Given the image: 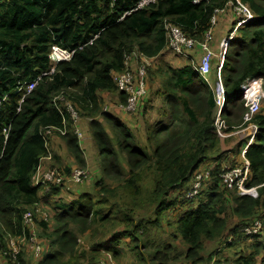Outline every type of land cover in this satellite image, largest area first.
Segmentation results:
<instances>
[{
    "label": "trees",
    "instance_id": "16d2710c",
    "mask_svg": "<svg viewBox=\"0 0 264 264\" xmlns=\"http://www.w3.org/2000/svg\"><path fill=\"white\" fill-rule=\"evenodd\" d=\"M139 1L0 0V253L6 251V236L30 237L23 222L28 215L40 229L35 237L45 242H40L43 251L36 264H84L85 260V264H94L93 255L88 259V252L78 250V240L86 235L96 239L99 231L105 234L108 230L114 242L127 239L132 244L130 252L138 262L143 261L141 248L155 250L157 264H165L172 253L184 256L189 264L215 262L220 252L214 251L206 260L199 256L204 243L222 240L228 249L250 242L231 264H264V231L253 237L241 232L245 222L264 215L259 214L264 212V111L260 109L252 120L257 132L245 152L250 168L246 187H259L258 198L239 197L225 189L218 177L220 169L235 166L226 164L211 169V179L198 196L181 198L196 171L224 156L213 126L216 69L208 83L188 62L182 68L156 63L167 50L166 21L201 42L215 11L229 0H155L131 11ZM240 2L254 18L236 30L221 69L227 99L221 114L230 132L243 128L246 108L241 86L251 79L264 82V0ZM53 46L72 52L71 59L54 65ZM134 52L148 58L150 65L145 75L146 95L132 116L150 96L149 102L154 98L161 105L152 112L155 119L147 114L150 110H142V131L104 112L98 96L116 95L119 103H125L113 78L125 70V58ZM52 67L54 73L43 77L30 93L18 91ZM60 93L79 117L89 120L103 178L94 182L95 198L83 194L70 204L58 200L51 214L46 212L47 220L36 219L32 208L58 197L71 175L69 166L48 152L49 134L61 140L75 166L80 170L86 166L65 103H59L58 110L53 102ZM45 157L49 169L62 176L61 185L33 184ZM104 177L115 186L108 185ZM176 192L179 195L172 199ZM127 198L131 200L128 206ZM168 212L179 213L173 220L172 237L180 238L181 252L169 243L158 249L149 238L150 228L168 219ZM232 219L238 224L230 228ZM112 255L118 256L116 252ZM7 261L29 264L21 252L14 263Z\"/></svg>",
    "mask_w": 264,
    "mask_h": 264
},
{
    "label": "built area",
    "instance_id": "2783aa9c",
    "mask_svg": "<svg viewBox=\"0 0 264 264\" xmlns=\"http://www.w3.org/2000/svg\"><path fill=\"white\" fill-rule=\"evenodd\" d=\"M154 1L155 0H140L131 11L142 9L143 7L150 3H153ZM197 2L198 0L194 1V3ZM226 12H228L233 19L234 26L230 33L219 43L215 84L216 114L213 126L215 129L216 137L220 142H223L229 137L238 136L242 133H244L245 140H243L244 144H242L239 148L240 163L230 169H226L224 166L221 167V173L218 177L219 179H221V182H223L226 190L235 192L239 197L248 196L253 199H257L259 187H246L250 176V168L248 161L245 159V152L247 148L253 143L254 137L257 132V126L253 124L252 120L259 112L261 103L264 100L263 80L251 79L250 81L245 82L240 88V92L244 99V107L246 108V112L242 117L243 128L230 132L221 114L227 101L226 93L221 80V69L227 52V48L230 40L234 37L236 30L253 20L254 17L252 12L246 5L242 4L240 0H229L222 9L215 11L214 16L210 20V28L205 33L201 42H196L193 39L188 38L178 26L169 21H166L164 24V29L166 32V44L167 49L174 56L182 57L187 62L189 61V56L193 55L194 50L198 49L201 53V57L199 59L197 68L194 69L204 80H207L210 75L211 63L214 57V54L210 47L213 37V28L216 24V18L218 16L224 15ZM71 57L72 52L63 50L57 46H53L51 48V61L54 65L59 62L68 61L71 59ZM136 58L139 60L137 71L132 72L127 70L126 67L128 63L132 59ZM149 65L150 60L148 58L137 52L131 53L125 58V70L120 74H116L113 78L117 92L119 94L122 93L125 96V103H118L116 108L128 115L132 116L137 113L139 104L146 95L145 75L147 67ZM53 73L54 68L52 67L48 72L42 73L39 77L32 80L27 85L23 87L20 86L18 88V91L25 90L26 93H30L43 77L50 76ZM53 102L58 110V104L61 102L65 103L66 110L70 115L74 126V135L76 136L79 143L82 142V134L75 127V123L80 119V117L74 105L66 99V96L63 93L58 94L54 98ZM110 109L111 107L105 106L103 108V111L109 113ZM64 132V129L60 130L61 135H63ZM70 176L74 182L78 183L86 177V173L82 170H76ZM210 179L211 169L205 167L200 168L194 173L193 179L191 180V185L189 186L190 188L185 193L184 198L192 199L198 196V194L204 189L206 184H208ZM62 182L63 178L57 171H41L39 167L37 169V173L33 178V184L36 186H45L46 184L61 185ZM34 215L36 217L39 216L43 220L48 219L47 213L39 209L34 210ZM23 222L24 225L28 228L33 227L35 223L34 218L28 215H25L23 217ZM263 231L264 215H261L260 217L255 218L249 222H245L241 228L242 234L246 237L258 236L262 234ZM22 242H27L29 250L35 259H38L40 257L43 251L42 245L34 234L30 233V237L28 239L25 237L12 238L10 236H6V251H4L3 254L10 262L14 263L16 261L17 256L21 252L18 244ZM112 258L113 257L109 252H105L104 257L99 261V264H115L112 261Z\"/></svg>",
    "mask_w": 264,
    "mask_h": 264
},
{
    "label": "crops",
    "instance_id": "0c3cea01",
    "mask_svg": "<svg viewBox=\"0 0 264 264\" xmlns=\"http://www.w3.org/2000/svg\"><path fill=\"white\" fill-rule=\"evenodd\" d=\"M233 24H234L233 19L230 17L227 18L225 16H218L216 18V24L213 28V37H212V42L210 45L211 50L214 54L213 61L216 60L215 66L217 65V62H218V52H219V46L218 45H219V42L230 33ZM137 53H139V52H137ZM192 56H193V58H198V60H199L201 57V53L197 49V50H194ZM160 61H164V62L170 64L174 68H182L188 64L184 58L174 56L168 49L166 51H164L162 53V55L158 58V61L157 62L155 61V62L158 63ZM213 61H212V63H213ZM138 65H139V60L137 58L132 59L128 63L126 69L129 71H132V72H136ZM98 96L100 98L102 105H104L106 103L104 105V107L109 106V107H111V109H114L116 111V113H113V115L115 117H117L118 119H120L125 125H127L128 127L131 128L130 123H128L124 120L125 116H127L128 114H126V113L122 112L121 110H119L118 108H116V106L119 103L116 95H112V94H108V93H99ZM128 116H131V115H128ZM155 117L156 116L154 115V119H155ZM75 127L81 132L82 137H83L82 142L79 143L80 149L82 150V153H83V157L85 154L90 156L91 148L89 146L90 143L87 142V139H86V133L87 132L85 130V122L80 121V119H79L75 123ZM142 129H143V127H142ZM49 137H50V141H49V144H47V146H48V152L50 153V155L55 154L56 156H58L62 160V164L64 166H69L71 174L76 170H80V168L75 166L72 159L68 156L66 149L64 147H61V142H60L59 138L53 134H49ZM243 140H245L244 136L243 137L232 136V137L227 138L223 142L219 141L220 142V152L224 153L223 159L218 161V163L210 160L211 163L206 164L207 167L206 166H204V167L212 169L215 167L216 164L225 165L229 161H234L235 165L239 164L240 158L239 157L237 158V156H235L234 152H236V150L239 151L240 146L242 144H244ZM91 143H92V141H91ZM92 146H93V152H94L95 157H96V149H95L94 144H92ZM84 160H85V158H84ZM85 162H86V160H85ZM49 166H50V162H49V160H47V158H43L40 161L39 168L41 171L50 170ZM85 168H86V166H85ZM82 171H84V170L82 169ZM85 173H86V177L81 182H78V183L74 182L72 180L71 176L68 177L65 184H64V190L60 193V195L58 197H50V198H48V203H49L48 205L41 202L40 204L36 205L32 209L35 208V209L41 210L42 206H52V204L58 200H60V202H62L63 204H70L74 201H77L81 195L91 194L92 192H94V187H93L94 182L103 178L99 172L97 162L95 161L94 172L92 175H90V177H88L87 172H85ZM106 182L108 185H111L110 182H108V181H106ZM185 186L188 187V183H186ZM185 186H184V189H185ZM178 195H179V193L176 192L175 194H173V198H175ZM95 197H96V194H95ZM41 211H43V210H41ZM36 219H41V218L39 216H37ZM29 229H30L31 234H34V235L37 234V236H38L40 229H39L36 222L34 223V226L29 228ZM116 231H118V230H116ZM111 235L108 237L107 240H104L102 243H96V244H99V245H97V247L96 246L94 247L93 246L94 244H92V246H91L92 248H90L87 251L91 252V254H92V251H94L93 252L94 254H97V252L102 253L101 252L102 250L105 252L110 251L111 254L113 252H116L119 256L118 244H121V242L123 240H119L118 242H114V239ZM84 237H90V236L86 235ZM39 240L41 243L43 242V244H45L43 239L39 238ZM18 245H19L21 253L23 251H26L27 253H29L31 255L33 260L30 261V264H36L37 259H35L32 256V253L29 250L27 242H22ZM45 246L47 248V245H45ZM126 248H130V246L126 247ZM78 250L79 251H85L82 248H80V249L78 248ZM100 253H98V254H100ZM0 256H1V254H0ZM1 257H0V261L2 264H9L8 261L4 258V256L2 258ZM25 259L27 261H29V256L25 257Z\"/></svg>",
    "mask_w": 264,
    "mask_h": 264
},
{
    "label": "rangeland",
    "instance_id": "374dc122",
    "mask_svg": "<svg viewBox=\"0 0 264 264\" xmlns=\"http://www.w3.org/2000/svg\"><path fill=\"white\" fill-rule=\"evenodd\" d=\"M222 16H225L227 18L228 17L231 18L230 14L228 12H226ZM188 59H189L188 63H190V65L193 67V69L194 68H197V65L199 63L198 58H193V56H189ZM213 59H212V61H213ZM215 63H216V60H214L213 63H212L209 78L207 80H205L208 83H210V76L212 74H214V71L217 68V65L215 66ZM151 97L152 96H150V99H151ZM149 100L145 102L143 108L141 107V109L139 110V112H138V114L136 116H128V115L125 116V119L124 120L126 122L130 123V126H131L132 129H134V127L136 125L137 128H139L140 131H142L143 118H141V115L143 114L142 110L144 108L150 110L149 112H147V114L152 115L153 118H154L155 113H152V112H154V110L156 108L161 107L160 102L157 101V99H154L153 98V101H150V102H149ZM104 105H102V108H104ZM260 109H261V112L264 111V102L262 103V106H261ZM109 113H116V111L114 109H110V112ZM80 121L85 122V130L87 132L86 133V139H87V142L90 143L89 146L91 148V150H90V156H88L87 154L84 155V158H85V160H86L87 163H86V168H85L86 170L83 169L85 172H87L88 177H90V175H92L93 172H94L95 161L97 162V156L95 157V154L93 152V146H92L93 141H92V137H91L90 132H89V120L87 118L80 117ZM238 136L243 137L244 136V133H242V134H240ZM140 140L141 141H144V139L143 138L141 139V137H140ZM91 141H92V143H91ZM60 142H61V140H60ZM61 147H64L63 144H62V142H61ZM234 153H235V156H237V158H238L239 157V151L236 150V152H234ZM208 163H211V162L208 161L205 164H208ZM226 164H228L226 166L232 167L233 165H235V162L234 161H229ZM104 180H106L105 177H104ZM191 182H192L191 180L188 182V187L185 186V189L184 190H187V191L189 190V188H190L189 186L191 185ZM111 186L114 187L115 185H113V183H112ZM185 193L183 194L181 192V198H184ZM88 195H89V197H92V198L95 197V193L94 192H92L91 194H88ZM117 195H119L118 192H117ZM144 197L145 196H142V195L140 196V198H144ZM203 197H204V195L202 196V198ZM171 198L174 199L173 197H171ZM142 201H143V199H142ZM125 202H127L126 206H128L129 205L128 203H130L131 200L129 198H127ZM125 202H124V204H125ZM140 207L143 208V206H140ZM41 208H42L41 210H43L44 212H47L48 214H51V209H52L51 206H42ZM262 213H264V212H262V211L259 212V214H262ZM165 214H166L167 217L169 216L168 219L166 218L167 220L165 219V220L160 221L158 227L150 228V237L149 238L152 239L155 242L153 244V246H155L158 249H161V245H164L166 243H169L171 246H173V247L176 248L177 252H181L184 249H183L182 242L180 241V238L179 237H174V238L172 237V235L174 234L173 220L175 219V217L179 216V213H172V214H170L168 212V213H165ZM237 222H238L237 219H232L231 221H229V227L230 228L231 227L233 228L236 224H238ZM168 223H170L171 225H168ZM119 229L120 228H118L116 230H119ZM99 232H98V235H96V237H95L96 239H93L94 237L90 236V237H81L78 240V248L79 249L82 248L83 250H85V252H88V254H87V258L88 259H90L89 255L91 254V252H89L87 250H89L90 248H92L91 247L92 244L102 243L104 240H107L108 237L111 235L112 230H108L105 234H100ZM227 241L229 242V240H227ZM249 244H250L249 241H247L246 243L242 242L238 246L232 247V248L228 249L227 246H226V244H225V241H222V240L221 241H218L217 243H204V250L200 254L199 257L200 258L203 257L204 260H206L209 255L211 256V254H213L214 251H217V252H220L219 253V257H217V258L214 257V260L219 261V262H216V261L213 262L212 261V262H209V263H206V264H231L230 263L231 260H234L237 257V255H241L243 253V251L247 248V246ZM118 246H119V248H118V250H119V256L113 257V255L109 251V253L113 257L112 258V261L115 264H157L158 263L157 262L158 260H154L153 259L154 254H155V250L146 249V250L143 251L142 248L139 249V252L142 253L143 261L142 262H138L136 260V258L133 257V253L130 252V249L132 248V244H129V241L128 240H123L121 242V244H118ZM129 246H130V248H126V247H129ZM101 252L102 253L97 252V254H94V253L91 254L95 258L94 259V264H99V261L104 257V254L103 253H105V251L102 250ZM22 253L24 254V257H28L29 256V261L28 262L30 264V261L33 260L32 257H31V255L29 253H27L26 251H23ZM98 253H100V254H98ZM2 255L4 256V254H1V256ZM183 257L184 256H181V257L176 256L174 253H172L171 255H169L167 257V261H166L165 264H189V263H187L184 260ZM4 258H5V256H4ZM85 263H86V260H85ZM0 264H2L1 261H0ZM200 264H205V263H200Z\"/></svg>",
    "mask_w": 264,
    "mask_h": 264
}]
</instances>
